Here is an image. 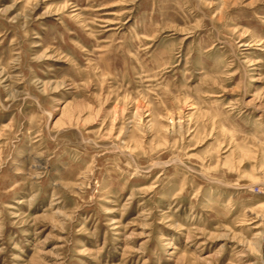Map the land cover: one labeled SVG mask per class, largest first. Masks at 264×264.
Returning <instances> with one entry per match:
<instances>
[{"label": "rangeland", "instance_id": "374dc122", "mask_svg": "<svg viewBox=\"0 0 264 264\" xmlns=\"http://www.w3.org/2000/svg\"><path fill=\"white\" fill-rule=\"evenodd\" d=\"M0 264H264V0H0Z\"/></svg>", "mask_w": 264, "mask_h": 264}]
</instances>
